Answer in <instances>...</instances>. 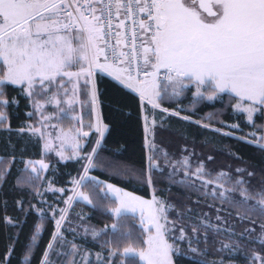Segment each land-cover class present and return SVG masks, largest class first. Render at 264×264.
Wrapping results in <instances>:
<instances>
[{"label":"snow or ice","instance_id":"1","mask_svg":"<svg viewBox=\"0 0 264 264\" xmlns=\"http://www.w3.org/2000/svg\"><path fill=\"white\" fill-rule=\"evenodd\" d=\"M187 92L191 110L177 103ZM223 95L253 129L234 138L264 153V123H256L264 118V0H0V133H7L0 156V264H116V256L123 258L120 264H264V162L259 169L228 166L205 180L212 176L205 169L214 156L201 158L187 147L180 150L186 155L176 156L159 139L173 118L225 137L241 131L239 124L215 120L216 113L193 120L196 104ZM21 98L31 110L13 128L11 110ZM77 104L88 108L89 131H83V116L73 115ZM49 106L57 112L46 116ZM132 109L138 138L142 131L136 159L128 155L127 142L106 147L113 126ZM50 119L73 121L56 137L60 160L80 165L66 182L71 188L55 187L56 179L46 174L50 163L37 167L24 158L29 141L34 146L43 141L42 155L53 150L54 141L45 136ZM228 127L232 132L223 131ZM17 163L23 167L10 182ZM5 185H10L6 191ZM172 186L188 197L199 193L196 204L201 196L219 200L215 218L161 195ZM68 192L64 207L59 197L55 204L43 198ZM78 204L113 222L97 229L85 223L88 214L77 213L79 223L69 227ZM89 237L99 251L87 247Z\"/></svg>","mask_w":264,"mask_h":264},{"label":"trees","instance_id":"2","mask_svg":"<svg viewBox=\"0 0 264 264\" xmlns=\"http://www.w3.org/2000/svg\"><path fill=\"white\" fill-rule=\"evenodd\" d=\"M98 78H100L102 81L110 80L109 77L106 75L101 76L98 74ZM105 85L104 83L101 84V87L103 88ZM12 95H15V93H11ZM187 98L178 101L177 103L185 108L193 109V104L191 100V96L189 95V92L186 93ZM28 104V101L26 99L21 98L20 103L18 107H14L11 111L13 112V120H12V126L13 128L18 127V125L21 123V121L27 120V117L25 116V113L27 111H30V108H27L26 105ZM165 107L175 108L176 104H165ZM195 115L193 116V120H201L202 118L206 117V114L208 113H216L215 120L217 121H223L225 123H233L237 122L240 125L241 131L233 132V135L231 137H225L220 134L212 133L205 131L194 124H189L185 122H179L175 118L171 121V128L167 130L170 134H172L173 138L176 139V142H185V143H191L193 145H199L203 149H206L207 151H213L214 159L210 163L207 164L208 169L210 166H213V164H225L229 162H241L244 166L252 165L255 166L257 169L261 166L262 162H264V153L260 152L259 149L249 143H246L241 140H237L234 137H245L248 132L252 129L249 127L245 121L243 116H238L234 114L229 107V98L227 95H223L222 98L216 99L215 101H202L194 106ZM129 111V110H126ZM131 115L128 116L126 119L123 120L122 123L115 124L111 130V135L108 136L106 147L115 149L121 145H124L126 142L129 146V152L128 155L132 156L133 159L138 158L139 156V147L138 145L142 143V131L137 133L136 128V112L134 109L130 110ZM188 112L182 113V115H188ZM104 115H109V110L107 108L104 109ZM34 119V117H33ZM263 119H257L256 123L262 124ZM107 122V121H106ZM203 123H209L207 119L202 120ZM215 127H219V124H215ZM225 129V128H224ZM232 131V130H231ZM6 137L7 133H0V156H3L6 150ZM25 140L28 139L26 136L24 138ZM93 139V138H92ZM206 140H210L211 143L207 144L205 143ZM17 137L13 134L12 136V142L16 143ZM133 141L136 143L133 144ZM22 145H18V149ZM135 147V155L132 153V148ZM229 153H232L234 155H229ZM41 156V147L40 143L37 146L33 145V142L29 141L26 145V151L24 153L25 159H37ZM17 157H19V150L17 151ZM236 157H239V159H236ZM53 166V169L47 173H50L52 177L56 179L57 185H67L66 183L68 179L77 173V170L80 169V165L75 163L74 160H68L65 162L57 161L55 163H50ZM218 164V165H219ZM23 165L21 163H17L13 169V176L9 177V181L11 182L13 177L16 175V169L21 168ZM251 170V169H249ZM70 174V175H69ZM92 175L100 176L97 172H92ZM259 176V173H258ZM257 176V179H258ZM101 179H107L104 176H100ZM113 183H116V181H110ZM256 182H253L255 184ZM10 185H5L4 190H8ZM121 187H125V190L134 192L135 194L139 196H144L145 198H148L151 193L148 192L147 194L144 191H136L133 186H125V185H118ZM161 188L168 189L169 186L167 183H161L159 185ZM183 191L180 190L179 186H172L170 190H166L161 195L164 197L173 196L175 200H179L180 205L183 204L182 197L185 196ZM180 195V196H178ZM89 216L90 221L97 224V225H103L107 221L110 220V217L103 214L102 211L92 210L90 208H86ZM32 223V218H29V224ZM52 225H48V231L44 234V242H47L48 237L50 236ZM94 248H97L96 245L90 244ZM121 246H124V244H121ZM218 257L215 256H209V259H217ZM180 264H187L186 261L181 260Z\"/></svg>","mask_w":264,"mask_h":264},{"label":"rangeland","instance_id":"3","mask_svg":"<svg viewBox=\"0 0 264 264\" xmlns=\"http://www.w3.org/2000/svg\"><path fill=\"white\" fill-rule=\"evenodd\" d=\"M106 75V74H105ZM81 86L83 85V81L80 82ZM69 91L71 92V83L67 85ZM194 91V89H193ZM189 95L192 96V93L189 92ZM81 100H86L87 97H84V96H81L80 97ZM219 99V97L217 98ZM57 112V110L52 107V106H49L47 107V109L45 110L44 114L46 116L50 115V114H53ZM73 115H76L77 117H80V116H83V122H84V125L85 127L83 128V131H89L88 127L86 126L91 117L88 115V108L85 107L84 109H81V106L80 104H77L76 105V109H75V112L73 113ZM244 118V117H243ZM39 120V116L37 117H34L33 119V122L35 121H38ZM263 123H264V119H263ZM47 124H48V127L45 129V136L46 138H49L51 140L54 141V148L52 151L48 152L46 155H42L37 158V159H28V160H31L33 162L36 163V166L39 167V162L40 161H43V163L45 164H49V163H55L57 161H60V162H65V161H68V160H65V161H61L60 158L56 155L57 151H60L62 150L61 149V145H60V141L56 138L58 135H59V131L61 128L63 129H67L70 125L73 124V121L69 120V119H50L47 121ZM227 125H232V124H238L237 122H233V123H226ZM55 125L56 127L53 128L52 126ZM39 127V124L37 125ZM76 127H79L80 125L79 124H76L75 125ZM232 129L230 127L228 128H225L223 129V131H228V132H232L231 131ZM253 129H251L248 133L252 132ZM159 139L163 140L164 144L162 146H167L169 151L173 152L176 154V156H180V155H186V153H181V149H183L184 147H187L189 149V151H195V153L197 154V156H200L201 158H206L207 156L209 155H212V156H215L213 154V151H207L206 149H203L201 146L199 145H193L191 143H185V142H176V139L173 138L172 134H170L169 132L167 131H164L160 134V137ZM247 139L248 140H252L254 139L253 137L251 136H247ZM95 140V137L93 136V139H92V142H94ZM261 143H264V141H262ZM43 145V141H40V147H42ZM65 155L66 156H70L71 155V149L70 148H67L65 149ZM213 161V160H212ZM217 163L216 165L213 164V166H210L209 168L211 169H208V166L206 167V171H212V176H205L204 179L205 180H210L212 179L216 172L220 171V170H224V171H227L228 170V166H231V168L234 170L236 167H246L244 166L241 162H227L225 164H219ZM195 169V162L193 164V171ZM215 170V171H213ZM50 172L51 170H47V172ZM47 176L49 178H53L52 175H50V173H47ZM77 173L72 175L71 177H76ZM90 175H92L90 173ZM70 177V178H71ZM69 178V179H70ZM181 176H177V179H180ZM68 179V180H69ZM195 179V177H194ZM253 182H256L255 180ZM45 187H47V181H45ZM55 187L56 188H60V187H66V188H71L72 185L71 184H67V185H57L55 184ZM198 187H199V183H198ZM224 187L226 188H231V184H225ZM127 191V190H126ZM208 191L210 192L211 191V188L208 189ZM71 193L68 192V193H65L63 197H60L59 194H57V196H53L51 193H48L46 196H44L43 198L48 200L50 203H53L55 204V201L57 200V198L59 197L61 199V203L59 204V207H64L63 205V199H65L67 197V195H70ZM135 194V193H134ZM137 195V194H135ZM184 195V194H183ZM139 196V195H138ZM180 196V195H178ZM198 196H200L199 193H195L193 192V194L191 195V197H188V196H184L182 197L183 199V204L180 205L182 207H192V208H195L197 213H200V212H205V213H209L210 216L214 219L215 218V215H216V212H215V207H219L220 205V201L217 200L215 202L212 201L211 197H208L207 200L205 201L202 196H201V199H200V203L199 204H196V203H193L194 201L197 200ZM151 195L148 197L150 198ZM171 198V202L172 203H177L179 200H175V198L173 196H169ZM186 201H192V202H188V203H184ZM107 203V202H106ZM214 204V207H209V205H213ZM87 207H84L83 204H78L75 206V208L72 210V213H71V219H72V223L71 225H69V227H76V225L79 223V219H78V216H77V213H80V214H88V211L86 209ZM113 221L112 219L110 218L109 221H107L105 224H111ZM86 224L92 226V227H95L97 229H100V228H103L105 224L103 225H97L93 222H91L90 220H87L85 221ZM81 232H82V229H81ZM66 235L68 236V239L71 240L72 239V234L71 233H66ZM89 239V243L87 244V247L91 248L93 253H95L96 251H99L100 250V245L99 243H95V242H91V237L88 238ZM78 243H83V241L81 240H77ZM90 244H94L97 246V248H94L92 245ZM125 246V245H124ZM124 246H121L120 249L122 250V248ZM115 247V246H114ZM93 260H95V256L93 255L92 257ZM123 258L121 256H116L115 257V261H116V264H120V261L122 260Z\"/></svg>","mask_w":264,"mask_h":264},{"label":"built area","instance_id":"4","mask_svg":"<svg viewBox=\"0 0 264 264\" xmlns=\"http://www.w3.org/2000/svg\"><path fill=\"white\" fill-rule=\"evenodd\" d=\"M115 41L113 40V43H114Z\"/></svg>","mask_w":264,"mask_h":264}]
</instances>
